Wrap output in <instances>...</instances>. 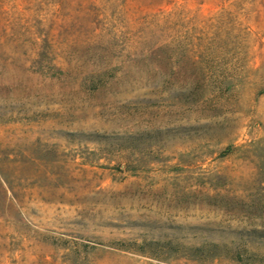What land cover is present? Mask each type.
I'll return each instance as SVG.
<instances>
[{
	"label": "rangeland",
	"instance_id": "1",
	"mask_svg": "<svg viewBox=\"0 0 264 264\" xmlns=\"http://www.w3.org/2000/svg\"><path fill=\"white\" fill-rule=\"evenodd\" d=\"M144 241L264 264V0H0V264Z\"/></svg>",
	"mask_w": 264,
	"mask_h": 264
},
{
	"label": "trees",
	"instance_id": "2",
	"mask_svg": "<svg viewBox=\"0 0 264 264\" xmlns=\"http://www.w3.org/2000/svg\"><path fill=\"white\" fill-rule=\"evenodd\" d=\"M125 250H130V248L125 247ZM137 252L143 256L156 259H166L170 256H177L179 258H186L203 263L227 258L240 264H255L252 253L242 250L238 245L230 244L206 242L200 245L180 247V245L173 246L169 244L163 246L159 242L144 241L141 243L140 248L137 249Z\"/></svg>",
	"mask_w": 264,
	"mask_h": 264
}]
</instances>
